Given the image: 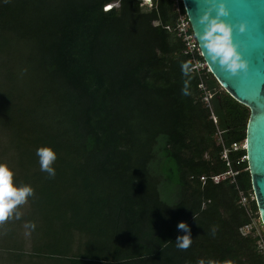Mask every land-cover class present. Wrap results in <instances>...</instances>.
Here are the masks:
<instances>
[{"label":"trees","instance_id":"obj_1","mask_svg":"<svg viewBox=\"0 0 264 264\" xmlns=\"http://www.w3.org/2000/svg\"><path fill=\"white\" fill-rule=\"evenodd\" d=\"M142 1L0 0V163L34 189L0 223V264H264L246 151L222 157L249 109L189 70L176 1ZM151 163L174 174L173 203Z\"/></svg>","mask_w":264,"mask_h":264},{"label":"water","instance_id":"obj_2","mask_svg":"<svg viewBox=\"0 0 264 264\" xmlns=\"http://www.w3.org/2000/svg\"><path fill=\"white\" fill-rule=\"evenodd\" d=\"M223 2L230 15L224 19L234 27V41L248 63V70L233 75L213 63L199 42L203 33L199 18L203 13ZM191 31L202 59L220 87L236 102L247 107L250 115L246 127L245 151L250 174L253 200L264 228V0H181ZM215 16L216 12L213 11ZM247 25L240 33L239 25ZM250 209L251 205L248 204ZM255 221L254 223H256ZM262 236L263 232L258 231Z\"/></svg>","mask_w":264,"mask_h":264},{"label":"clouds","instance_id":"obj_3","mask_svg":"<svg viewBox=\"0 0 264 264\" xmlns=\"http://www.w3.org/2000/svg\"><path fill=\"white\" fill-rule=\"evenodd\" d=\"M213 11L216 12L215 16L212 15ZM229 15L230 12L223 2L219 3L218 7L214 6L205 11L199 18L203 33L198 34V39L213 63H219L226 71L238 75L248 70V63L234 41L233 25L224 19ZM246 30L247 25L243 23L239 25L240 33ZM183 67L187 74L188 65L185 64ZM36 155L39 157L41 171L54 177L55 169L52 165L57 159L55 151L50 147H41L37 149ZM13 176V171L6 164L0 163V223L5 222L17 206L24 204L27 198L34 194V189L30 185L17 187L13 182ZM177 227L178 230L186 233L176 238L177 246L186 250L192 244L190 229L184 222L179 223ZM199 264H205V262L201 260ZM208 264H215V262L209 261ZM225 264H231V262L226 261Z\"/></svg>","mask_w":264,"mask_h":264},{"label":"built area","instance_id":"obj_4","mask_svg":"<svg viewBox=\"0 0 264 264\" xmlns=\"http://www.w3.org/2000/svg\"><path fill=\"white\" fill-rule=\"evenodd\" d=\"M175 1H176L175 2V12L178 15L175 29L177 31L178 36L182 39V41L185 44V47H186L185 53L191 56V60H190L191 67L189 70L192 73H196L197 75H201L202 73H210L207 63L203 59L202 60L197 59L198 57H201L200 51L197 46V42L191 31L190 24L186 17L185 12L181 13V10L179 6L177 5L178 0H175ZM142 5L151 7V0H143ZM116 6H118L117 3H112V4L104 6L103 10L109 11L111 10V8L116 7ZM198 89L202 94L201 97H202L204 106L212 112L211 99L213 97V93L207 90V87L203 84V82H200L198 84ZM212 119L214 123L216 124L217 122L216 118L212 116ZM218 134L220 135L221 132H218ZM219 142L222 143L220 138H219ZM239 149H245V142L233 143L230 149H224L222 153V157L226 160L228 157V154L231 151H238ZM235 174L236 173L229 171L222 175L212 177V180L215 183H218L219 181L225 179L227 176L233 177ZM201 180H204V178H201ZM241 202L243 205H246L248 203V199L242 197Z\"/></svg>","mask_w":264,"mask_h":264},{"label":"rangeland","instance_id":"obj_5","mask_svg":"<svg viewBox=\"0 0 264 264\" xmlns=\"http://www.w3.org/2000/svg\"><path fill=\"white\" fill-rule=\"evenodd\" d=\"M158 157L161 158V156L159 155ZM150 168H151L152 174H154L156 177L159 178V181H160L159 191H160L161 198L167 203H173V201L176 199V192H177L176 184L174 181L175 180L174 174L170 173L168 170H166V168L154 167L153 163H151ZM256 224L257 222L255 223V225ZM256 227H257V231L264 232L263 227H259L258 225ZM22 232L26 234L25 229Z\"/></svg>","mask_w":264,"mask_h":264}]
</instances>
